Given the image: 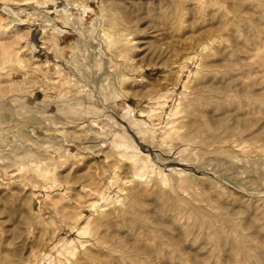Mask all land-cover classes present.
Here are the masks:
<instances>
[{"label":"rangeland","instance_id":"374dc122","mask_svg":"<svg viewBox=\"0 0 264 264\" xmlns=\"http://www.w3.org/2000/svg\"><path fill=\"white\" fill-rule=\"evenodd\" d=\"M50 1L0 0V264H264V0Z\"/></svg>","mask_w":264,"mask_h":264},{"label":"bare ground","instance_id":"6f19581e","mask_svg":"<svg viewBox=\"0 0 264 264\" xmlns=\"http://www.w3.org/2000/svg\"><path fill=\"white\" fill-rule=\"evenodd\" d=\"M45 1H47V2H51L50 0H45ZM71 1V0H70ZM69 0H54L53 2H52V4L54 5V11H56L58 14H61L62 16H65V15H67V14H69L70 13V9H71V7L72 8H74L73 7V5H72V3L70 2ZM29 4H34V0H25V3H21V4H18L17 6H23V5H29ZM74 4V3H73ZM82 4V3H81ZM81 10L83 11L82 13L81 12H79V13H77V14H79L80 15V13H81V15H82V17H84L85 15H87V13L89 12V9L87 8V7H85V6H83L82 5V8H81ZM80 10V11H81ZM23 11H26V9H23ZM232 11H235V10H232ZM76 14V13H75ZM73 15V14H72ZM80 15V16H81ZM60 16V15H59ZM212 19V18H211ZM211 21V20H210ZM213 21V20H212ZM94 23V22H93ZM193 23V22H192ZM209 24V23H208ZM80 27V29H82V30H84V28H83V26L81 25V26H79ZM202 29V30H201ZM200 30L201 31H203L204 29V32H213L214 30H215V33H217L218 31H219V29H220V27H218V28H216L214 25H212V24H209V25H205V26H203L202 28H201ZM211 29H214L213 31L211 30ZM217 31V32H216ZM34 33L32 34V37H30L29 38V46H31V48L32 49H36V41L34 40V34L35 33H37V31H33ZM199 32V31H198ZM44 33L45 34H42V36L40 37V38H42V40H44V41H46V46H48L49 45V43H50V40L48 39V38H46V32L44 31ZM202 33V32H201ZM214 33V34H215ZM219 33V32H218ZM203 35V34H202ZM211 35V34H210ZM216 35V34H215ZM207 36V35H206ZM215 37V36H214ZM48 42V43H47ZM52 44V43H51ZM44 45V46H45ZM209 45V44H208ZM207 46V45H206ZM208 47V46H207ZM59 50H60V57L61 58H63L64 57V53H63V51L61 50V48L59 47ZM64 50V49H63ZM57 60V59H56ZM57 63L58 64H56V66H58L57 67V69L59 70V69H61V63L59 62V60H57ZM125 113H126V117H127V119H129V120H132L131 119V116L129 115L130 113H131V106H128V109L125 111ZM133 121V120H132ZM132 123V122H131Z\"/></svg>","mask_w":264,"mask_h":264},{"label":"built area","instance_id":"2783aa9c","mask_svg":"<svg viewBox=\"0 0 264 264\" xmlns=\"http://www.w3.org/2000/svg\"><path fill=\"white\" fill-rule=\"evenodd\" d=\"M65 27H66V29H65V30L68 32L70 28H69V27H67V26H63V28H65ZM38 28H39V27H38Z\"/></svg>","mask_w":264,"mask_h":264}]
</instances>
